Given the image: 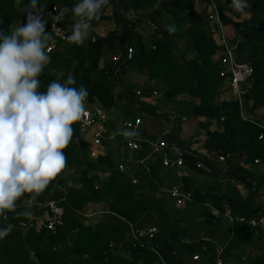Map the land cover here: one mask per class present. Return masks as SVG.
<instances>
[{"label": "trees", "instance_id": "trees-1", "mask_svg": "<svg viewBox=\"0 0 264 264\" xmlns=\"http://www.w3.org/2000/svg\"><path fill=\"white\" fill-rule=\"evenodd\" d=\"M194 1L121 0L119 4L117 0H109L100 18L91 24L106 19L104 14L111 5L118 29L105 38H96L95 42L88 38L79 46L67 40L58 43L49 53L50 63L39 77V91H45L53 81L63 83L71 72L74 86L86 88L88 101L102 106L110 116L118 112L124 120H132L138 114L148 113L171 121L173 129L169 135L184 151L189 169L201 170L193 166L194 160L209 166L214 182L197 184L192 177L183 176L181 189L191 194L192 201L180 209H171L166 196L158 195L155 182L160 179L153 160L147 163V168L135 165L139 168L135 177L142 179V183L133 184L130 174L119 170L113 153L97 159L91 156L93 137H83L77 122L72 126V142L64 149V171L37 196L31 207L26 198L31 194H26L16 202V212L0 217V227L12 225L11 232L0 239V264H195L192 261L195 254L213 263L220 245L226 261L240 251L245 252L254 240L259 242L255 229L238 219L248 222L264 216V202L260 200L264 196V174H258L256 169L264 165V142L259 141L264 123L256 119V111L264 108V0H244L252 16L234 22L238 32L234 40L240 42L239 60L250 63L254 69L243 100L247 119L242 117L237 101L220 100L226 80L220 76L222 64L216 59L220 48L213 38L207 9L196 13ZM216 1L224 23L242 17L241 11L228 7L232 16L229 19L224 14V6ZM77 2L41 0L37 7H43L44 13L58 6L68 36L71 31L67 24L74 18L72 8ZM124 8L128 11V21L123 37ZM165 13L171 17L169 25L176 28L173 33L161 26ZM26 15L23 4L0 0V31L6 33L15 22L23 24ZM132 15L154 25L151 47L137 32ZM129 49L134 55L127 64L113 62V55L121 53L124 57ZM106 53L109 57L104 68L99 69L100 59ZM132 72L144 75L154 87L142 89L143 94L138 96V85L129 87L121 81V76ZM154 91L160 95L151 100ZM180 97H190L199 104L178 101ZM184 118L206 119L200 123L206 131L203 148L212 153L215 161L227 164L225 169L189 153V144L180 138ZM214 124L217 130L211 131ZM103 130L108 136L113 132L105 126ZM135 138L146 153L151 143L156 142L141 138L140 134ZM146 153L138 152L135 158ZM69 168L73 173L66 178ZM69 181L73 187L68 186ZM77 184L82 187H75ZM240 188L248 191L246 198ZM52 202L64 210L62 225H57L55 230L45 226L52 219L49 207ZM92 204H103L107 210L100 222L88 225L87 212ZM25 210L33 213L32 218L16 214ZM230 218L234 220L231 222ZM131 226L155 227L158 231L152 240L143 241V247H134ZM260 244L261 254L247 264H264V240Z\"/></svg>", "mask_w": 264, "mask_h": 264}, {"label": "clouds", "instance_id": "clouds-1", "mask_svg": "<svg viewBox=\"0 0 264 264\" xmlns=\"http://www.w3.org/2000/svg\"><path fill=\"white\" fill-rule=\"evenodd\" d=\"M23 4L26 21L0 31V217L16 212V202L27 196L29 207L66 167L64 149L72 142L73 125L85 114L88 91L75 87L68 73L63 83L53 81L39 91V77L50 63L54 40L46 31L41 0H15ZM109 0H78L72 8L75 23L66 37L70 44H83L89 36L91 22L100 18ZM240 11L243 0H232ZM54 19L60 20L56 16ZM169 33L176 31L167 26ZM125 137L134 135L123 131ZM73 187L72 181L68 182ZM79 188L82 185L77 184ZM32 218L30 210L16 213ZM12 225L0 227V239Z\"/></svg>", "mask_w": 264, "mask_h": 264}, {"label": "built area", "instance_id": "built-area-1", "mask_svg": "<svg viewBox=\"0 0 264 264\" xmlns=\"http://www.w3.org/2000/svg\"><path fill=\"white\" fill-rule=\"evenodd\" d=\"M206 9L208 21L210 23L211 30L213 32V38L216 44L219 46V52L217 53L216 59L222 64L220 69V76L225 77V84L222 88L223 94L228 96V100L237 101L240 104V109L242 112V117L247 119L248 116L243 112L244 110V96L247 93V88L249 80L252 78L254 69L250 63L241 62L238 57L239 44L238 40H232L228 36V30L226 28V23H224L221 17L220 5L216 0H206ZM61 17L60 20L54 19V17ZM43 17L47 20L48 31L51 32L54 40V45L51 51L57 48L58 43L65 42L67 37V32L65 28L60 24L62 22V10L58 6L52 8L43 13ZM154 27V25H152ZM96 40L93 39V42ZM134 52L129 49L126 56H122L121 53L116 54L112 59L115 63L127 64L133 58ZM129 69L128 66H126ZM142 91H138L137 95L141 96ZM159 97V93L154 91L150 99L153 100ZM148 100V98H146ZM110 120L108 113L100 107L92 105L88 101L85 102V114L82 116L78 123L83 130V133H91L93 137V146L101 147L103 142L115 141L118 137L122 138L125 147H127L131 152L137 155L138 152L142 151V147L135 138L138 134V130L142 125L143 121L140 118H135L132 120H122L118 132L116 134L105 135L103 127L101 129L100 125L105 126ZM264 129V128H263ZM123 131H128L134 133L131 137H125L121 133ZM259 141L264 142V133L259 136ZM162 155V165L168 169H177L186 166L187 160L184 155V151L177 146L175 143L170 145L166 139L161 141H156L151 143L150 150L146 153L144 157L134 158V165L137 167H146L147 163L151 160H155L157 157ZM172 155V156H170ZM223 160V158H221ZM259 164V161H256ZM200 169L203 167L200 163L197 165ZM119 170L122 173H126V167L122 164L119 165ZM148 173L150 169L148 168ZM133 184H137V181L133 180ZM169 196L175 202V207L182 208L188 202L192 201V196L190 193L183 191L181 188H173L168 192ZM52 219L45 225L49 230H55L57 225H62V219L64 210L58 205V203L52 202L49 204ZM234 219L230 218L232 222ZM239 222L248 223L253 229H255L256 234L260 239L264 240V216H261L250 221H246L243 218L238 219ZM157 228L149 227L143 229H137L131 226L130 239L133 242L134 247L144 246V240H152L157 233ZM206 251V250H205ZM192 261L195 264H226L222 258V251H215L214 262L211 263L208 258H203L200 254H195L192 257Z\"/></svg>", "mask_w": 264, "mask_h": 264}, {"label": "crops", "instance_id": "crops-1", "mask_svg": "<svg viewBox=\"0 0 264 264\" xmlns=\"http://www.w3.org/2000/svg\"><path fill=\"white\" fill-rule=\"evenodd\" d=\"M205 1L206 0H195L194 1V9H195L196 13H200L201 11L206 9ZM60 7H62V6H60ZM64 10L66 11L67 9L64 8ZM104 15H105L106 19H104L100 22H97L96 24H91L89 36L84 40V42L86 40H88V38H92L95 40H96V38H105L109 32L118 29L117 24L115 22V19L113 18L114 11H113V7L111 5L106 9V12ZM131 18L134 21V23L136 25L137 32L141 35L143 42L148 47H151L152 46V34H153V30H152L153 26H151V25H153V24L149 25L148 21H143L142 19H140L136 15H132ZM161 19H162L161 26H164L165 28H167V26H169V22L171 20V17L169 16V14L165 13ZM74 23H75V17L71 18L70 22L67 24V27L69 28L70 31H72V26ZM46 26H47V24H46ZM179 45H180V43H179ZM180 47L182 48V45H180ZM115 55H113L111 58H113ZM189 56H191V54ZM108 57H109V54L106 53L100 59L99 69L104 68L105 61H107ZM127 75L131 76V78L128 80L129 87H134L133 81L135 83H137V85L140 87L139 91H142V89L154 87V83L149 82L148 79L144 75H141V74L137 75L136 73H133V72L130 74H127ZM127 75H125V76H127ZM156 92H158V91H156ZM159 95H160V93H159ZM222 95L224 97H222ZM222 95H221V99H220L221 101H229L226 98L225 94H223V92H222ZM146 101H148V100H146ZM178 101H187V102H191L194 104H199L198 100H193L190 97H180L178 99ZM94 106L100 107L99 104H95ZM137 109H138V107H137ZM256 114H257L256 119H258L262 123H264V108H260L259 110H257ZM109 117H110V120L107 122L105 127L107 129H109L110 131H111V129L113 130L112 134H110L112 136L113 134H116L118 132L121 121L124 119L122 118L123 115L121 113L119 114L118 112H113L111 116L109 115ZM135 117L136 118L138 117V118L142 119V121H143L142 125L140 126V128L138 130V134H140L141 138L145 137L146 140H149V141H161L163 139L167 140L168 137H171V135H169L173 129L171 121L169 122L165 119H159L157 117L149 115L148 113L147 114H138ZM175 119H177V117H174V122H175ZM205 120H206L205 118H198L195 120H189V119L184 118L183 119L184 122L181 126L180 138H181V140H184L189 144L188 148L191 149V151L189 150V153L190 152H191V154L194 153L196 157H201L202 159L206 160L208 163H213L214 166L217 168L225 169L227 167V164H225L222 161H215L213 159L212 153L206 151L203 148V144H204L203 142H204V139L206 136V131L201 129L199 125H200V123L204 122ZM176 124H178V122ZM102 127H103V125H100V128H102ZM210 130L211 131L217 130V126L214 124L210 128ZM86 137L91 138V133H87ZM120 139L121 138L118 137L115 141L106 142L105 145L101 146V147L93 146L91 156L97 159V157L100 155L104 156L108 152L113 153L115 160H116V164L117 165H120V164L124 165L127 169L126 173H129L130 176L133 178V180L137 181V184L142 183V179L140 180L139 177H135V173H137V170L139 169V168H136V166L134 165L135 153L131 152L127 147H125L124 143ZM140 153L142 155V154H145L146 152H144V150H143ZM170 156H172V155H170ZM198 164L199 163L196 162L195 160L193 161V166L196 165V167H197ZM188 165L189 164L187 162L185 167L177 168V169H168V168L163 167V165H162V155H160L155 160H153V166L154 167L157 166L156 171H157L158 177L160 179L159 181L155 182V184L158 185V193H159L158 195L159 196L160 195L166 196L167 201L170 200L173 204V208H175V209L177 208V207H175V202L173 201L171 196H169L168 192L170 190H172L173 188H181L183 176L192 177L197 184L210 183L211 180H213L209 166L203 165L201 170H199L197 167V169L199 171H191L189 169ZM256 169L258 170V172H257L258 174L259 173L264 174V165L263 164L258 165V167ZM151 178H152V176H151ZM153 181H156V180L154 179ZM240 190L242 192L243 197L246 198L248 196V191L244 190L242 188H240ZM262 193H264V188L262 189ZM260 200L264 202V196H262ZM90 206L101 207L104 205L103 204H92ZM177 209H180V208H177ZM103 212H98V213L103 214ZM93 215H96V213H94L92 215H87L88 219L91 218ZM226 217L229 218V212L226 214ZM225 224L227 226V222H225ZM260 241H261V239L259 240V242H258V240H254V244L251 247H249L245 252L240 251L237 255H234L233 257L227 259L225 261L226 264H247L250 261V259H256V257H258L261 254V251H259V247L261 246ZM218 249L219 250L222 249L221 245ZM250 256H252V258Z\"/></svg>", "mask_w": 264, "mask_h": 264}, {"label": "rangeland", "instance_id": "rangeland-1", "mask_svg": "<svg viewBox=\"0 0 264 264\" xmlns=\"http://www.w3.org/2000/svg\"><path fill=\"white\" fill-rule=\"evenodd\" d=\"M220 1V3L224 6V9H225V15L229 18V19H231L230 17H232L231 16V14H230V12H229V10H228V7L230 8V9H234L231 5H232V0H219ZM243 4H244V6L243 7H245L246 8V11L245 12H241L242 13V17L240 18V19H232V20H228L227 22H226V28H227V30H228V36L230 37V39L231 40H234V37H237V35H238V32H237V30H236V28H235V26H234V22H240V21H245V20H248V19H250L251 18V16H252V11L250 12H248L247 10H248V4L243 0ZM205 5H206V1H205ZM20 22H15V23H13V25L12 26H15V25H17V24H19ZM148 24L149 25H151L152 23L151 22H149L148 21ZM152 26V25H151ZM152 30H154V27H152ZM216 57H217V55H216ZM131 78V76L130 75H127V76H121V81L123 82V84H126L127 86H129L128 85V80ZM133 83H134V86H136L137 85V83H135L134 81H133ZM137 87H139V86H137ZM140 88V87H139ZM226 96V98H228V96L227 95H225ZM222 97H224L223 95H222ZM225 99V98H224ZM144 116V115H143ZM206 121V120H205ZM200 126V125H199ZM201 129H202V127H200ZM205 131V130H204ZM81 135L84 137L85 135H86V133L84 132L83 133V130L81 129ZM70 169V168H69ZM73 173V171H72V169H70V170H68V173L66 174V178H68L69 177V175L70 174H72ZM214 180V179H213ZM213 180H211L212 182H214ZM167 203H168V205H169V207L171 208V209H173V204H172V202L170 201V200H168L167 201ZM177 209V208H176ZM107 209L105 208V206H101V207H94V206H89V209H88V212H87V215H92V214H94V213H96V215H93L91 218H89V221H87L86 223L89 225H92V224H96L98 221L100 222L102 219H103V215H102V213H98V212H103V211H106ZM90 217V216H89Z\"/></svg>", "mask_w": 264, "mask_h": 264}, {"label": "water", "instance_id": "water-1", "mask_svg": "<svg viewBox=\"0 0 264 264\" xmlns=\"http://www.w3.org/2000/svg\"><path fill=\"white\" fill-rule=\"evenodd\" d=\"M119 4H122L121 0H117ZM125 9V8H124ZM241 12H245L246 11V8L245 7H242V9L240 10ZM124 24H123V31H122V35L123 37L125 36L126 34V28H127V21H128V11L127 9L124 10ZM63 22H61L60 24L62 25ZM220 72V71H219ZM175 122L177 123L178 120L175 119ZM167 141L170 145H173L175 142H174V139L172 137H168L167 138ZM224 176H226L225 174H223ZM238 182L240 183V181L238 180ZM258 189V188H257Z\"/></svg>", "mask_w": 264, "mask_h": 264}]
</instances>
